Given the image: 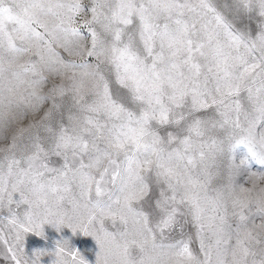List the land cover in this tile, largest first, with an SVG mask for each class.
<instances>
[{
  "label": "snow or ice",
  "instance_id": "snow-or-ice-1",
  "mask_svg": "<svg viewBox=\"0 0 264 264\" xmlns=\"http://www.w3.org/2000/svg\"><path fill=\"white\" fill-rule=\"evenodd\" d=\"M0 262L264 264V0H0Z\"/></svg>",
  "mask_w": 264,
  "mask_h": 264
},
{
  "label": "rangeland",
  "instance_id": "rangeland-1",
  "mask_svg": "<svg viewBox=\"0 0 264 264\" xmlns=\"http://www.w3.org/2000/svg\"><path fill=\"white\" fill-rule=\"evenodd\" d=\"M241 182H243V180H241ZM37 243H38V241L35 238L29 237L27 240V247L31 248L33 246H36ZM78 243L80 244L81 247H88L89 255L90 256L92 255V251H93L94 246L91 244L90 241L86 243L84 241L78 240ZM0 264H3V262H0Z\"/></svg>",
  "mask_w": 264,
  "mask_h": 264
}]
</instances>
